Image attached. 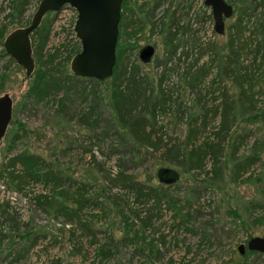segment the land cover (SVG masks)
I'll list each match as a JSON object with an SVG mask.
<instances>
[{"label": "rangeland", "instance_id": "1", "mask_svg": "<svg viewBox=\"0 0 264 264\" xmlns=\"http://www.w3.org/2000/svg\"><path fill=\"white\" fill-rule=\"evenodd\" d=\"M39 1L0 0V31L4 32L0 39V96L8 94L13 101L11 122L0 139V264H264L257 252L244 248L239 253L236 248L264 231L263 123L238 117L229 128L230 137L218 140L214 132L220 126V114L215 107L221 100L220 87L228 88V80L216 69H209L204 53L195 67L205 64L206 74L183 77L185 67L194 65L199 46L218 38L209 8L202 0H127L135 14L142 11L145 22L122 27L120 32L118 43L123 48L118 73L125 75L97 83L79 76L66 80L62 74L66 70L73 75L70 61L81 47L74 31L77 11L67 4L57 12H47L37 32L30 35L34 61H49V69L65 82L58 89L49 87L47 96L35 101L26 96L32 76L27 77L6 54L3 41L8 32L30 23ZM172 10L178 22L171 44L174 48L162 32V23H167ZM230 17L224 31L233 20ZM251 26L245 24V36ZM147 44L153 45L155 53L145 63L138 51ZM36 66L35 62L34 70ZM255 75L254 80L262 81V73ZM126 76H137L150 94L146 116L151 118L149 111L156 108L155 126L158 136L163 133V141L187 148L190 144L219 143V159L214 162L218 156L205 154L202 169L188 170L183 149L176 162L179 166L162 160L160 152L151 149L145 158L132 159L136 139L122 128L114 106V91L123 90ZM211 79L215 84L209 87ZM188 80L197 83L192 90L184 82ZM203 80L207 82L205 92V85H200ZM210 89L214 92L207 93ZM259 89H264L262 83ZM160 91L165 102L170 99L157 109L151 103L161 97ZM194 91L204 95L201 101H196ZM236 92L235 87L228 89V94ZM252 101L255 109L262 107L264 93ZM162 107H167L166 113L160 112ZM179 109L185 110L181 119H177ZM253 151L258 153L254 163L240 171L232 168L233 158ZM25 152L62 167L58 187L44 180L48 177L44 168L38 170L45 178L25 173L15 160ZM119 159L125 162L124 173L131 179L162 186L175 199L177 210L161 198L152 224H144L155 204L136 202L121 179L112 185L108 181L118 173ZM159 167L174 169L177 178L160 182L156 177ZM218 169L220 180L215 175ZM82 184L87 185L86 191L77 190ZM77 191L79 199H89L81 208L73 201ZM130 208L140 210V218ZM72 210L77 211L80 222L68 220ZM149 240L155 245L153 252ZM21 246L27 251L17 259Z\"/></svg>", "mask_w": 264, "mask_h": 264}, {"label": "trees", "instance_id": "2", "mask_svg": "<svg viewBox=\"0 0 264 264\" xmlns=\"http://www.w3.org/2000/svg\"><path fill=\"white\" fill-rule=\"evenodd\" d=\"M161 1L158 0L159 3ZM225 1L232 7V15L230 17L233 19L232 22H230V25L225 28L226 30L223 32V34L217 35V40L210 41L199 46V50H197L198 53L194 57V65H192V67H185V71L183 73V77H188V75L191 73H193L194 75H200L198 77L204 76L206 74L205 64H202L199 67H195L199 56L204 53L208 58L207 60L209 69H216V72L218 71V75L224 76L228 80V88L227 86L220 87L219 96L221 100L219 105L215 107V110H217L220 114V126L214 132V136L215 138H218V140L225 139L227 136L230 137V126L235 123L238 117L241 116H246L247 119L251 118L260 120L264 126V101L262 107H260L259 109H255L252 101L256 95L264 93V89L258 90L261 83L264 88V76L262 81L254 80V78H256V72H259V74L262 73L264 75V0ZM159 3L156 4L159 5ZM155 7L156 6H153L152 9H154ZM174 13L175 10H172L167 18V23H162V32L165 33L167 44H169L172 48L175 47L171 45L174 41V38L176 37V31L174 30L178 29L177 17H175ZM134 15L135 17L131 18V16ZM144 22L145 19L142 17V11H140V15H137V13L135 14L134 10H130V8L128 7L127 0H123L121 8V18L119 23L118 40L120 38L119 35L122 27L126 29L130 24V26L135 25L136 27H138V25H141ZM248 23H250L252 26L248 34L245 36L244 27L245 24L247 25ZM35 32H37V30H34L33 34ZM3 34L4 32L1 30L0 39L3 37ZM255 35H259V37H254ZM118 40L116 46V63L112 75L113 79L117 76L120 77V75L124 76L126 73H118V62H120L119 52L120 49L123 48L118 43ZM125 44H127V42ZM184 56L186 57V54H184ZM34 57L36 58V56ZM179 60L180 59L178 58V61ZM35 62L37 63V66L33 71V74L31 75V83L26 96L34 97V100L36 99L35 101H39L42 97L47 96V90H49V87L53 89L61 88L65 80L60 76H56V73L54 72L55 70L52 71L49 69V61L42 62L37 58V61ZM62 74L65 75L64 78L66 80L70 79L69 76H72L73 78L77 77L74 74L72 75L68 73L66 70L63 71ZM125 78L127 79V84L126 86H124L123 90H118L116 88V90L114 91V95L117 98L114 106L118 114V122L120 123L122 128L127 130L128 133L132 134V136L136 139L135 144L132 146V159L145 158L149 152L148 149H151L153 151L160 152L162 160L169 163L174 162V164H177V159L183 149L185 151L184 159L186 161V170L192 168L202 169L201 161L205 154H211L212 157L218 156L212 160L214 162L215 160H217V158L219 159V153L222 150V148L220 149V145H218L219 143L214 144L212 142H205L204 144L199 146L190 144L191 146H188L187 148L179 147L177 145L179 143L177 142L170 143L169 141H163V133L158 136L157 132L159 129H157L155 126L157 124L156 117L158 114L155 111L156 108L154 107L149 111L152 115L151 118L146 116V110L150 105V94L146 91L145 88H143V85L141 84L137 76H126ZM91 79L93 81H96V83L99 82L96 79ZM122 79L123 78L121 77V81ZM194 80L184 81L188 84L191 90L197 84L194 82ZM161 81L162 77L160 78V82ZM214 84L215 81L213 79H211L208 83L209 87L210 85ZM200 85H205V92L207 82L203 80ZM233 87L237 89V92L228 94V89ZM200 91L203 92V90ZM160 92L162 93V91ZM212 92H214L213 89L207 91V93ZM194 93V97L196 96V101H201L204 95L202 93H199V91H194ZM162 96L164 97L165 95L162 93L161 97L158 96L154 98L151 103L152 106H157L158 109L160 108V106H162V104L165 105V103H167V101L170 99V97H168V100L166 98L165 102V100L162 99ZM176 103L173 102V104ZM173 104H171V106ZM166 108L162 107V109H160V112L166 113V110H168ZM203 110L206 109L203 108ZM184 112L185 110L179 109V116L177 117V119H181V117L184 115ZM204 112L207 111H203V113ZM195 119H197V116L195 117ZM257 158L258 153L256 154L254 151L251 154L241 155L238 158H233L234 164H232V168L234 167L235 171L243 170L246 166L254 163L255 159ZM15 160H18V162L21 163L25 173L29 176L36 175V177H43L41 176L38 169H46L48 177H43L45 178L44 180H48L50 182L53 181L54 187H58V184L60 183L59 181L62 178V174L64 172L59 164L52 161H45L39 155L31 154L28 152H25ZM124 163L125 162L122 161V159L118 160V173H116V175L113 177L109 176L108 181L112 185L115 184L116 180L121 179V183L126 187L127 191H130L134 194V200L136 202L147 204L150 201L151 203L153 202L155 204V206L152 208V211H149L147 215L148 219L144 221V224H152L151 219L154 217L153 213H155L156 215L159 213L158 206L161 202V198H165V203L167 206L177 210V207L174 204L175 199L171 197L169 193L164 192L165 189L162 188V186L155 187L153 185H145L137 180L131 179L133 177L128 176L126 175V173H124L127 169ZM41 165L43 167H40ZM177 165L179 166V164ZM221 174L222 172L219 169L217 172H215V175L219 180L221 179ZM114 177H117L118 179H114ZM93 184L96 185L97 183ZM93 184L89 186H94ZM69 185H71V179H69ZM86 186L84 184L79 185V188L77 190L82 189L83 191H86ZM76 193L77 197H75L73 201L76 203V206L78 205V208H81L82 205L89 199H79L80 193H78V191ZM63 210H65V208H63ZM130 210H132L136 217L140 218V210H133L131 208ZM68 212V220L71 221L72 224H74L76 221L80 222L78 219L76 220V210ZM234 216L237 217L238 215L234 214ZM124 219H127L126 216H124ZM257 220L261 221L260 219ZM126 224H128L127 220ZM142 238L145 239V237L143 236ZM159 239L162 243L164 242L163 237ZM147 245L149 246L150 251L153 252L154 248L152 247L155 246L153 240H149ZM26 251L27 248L21 246V251L17 252L16 258L19 259ZM257 254L261 255L264 258V255L258 252Z\"/></svg>", "mask_w": 264, "mask_h": 264}, {"label": "water", "instance_id": "3", "mask_svg": "<svg viewBox=\"0 0 264 264\" xmlns=\"http://www.w3.org/2000/svg\"><path fill=\"white\" fill-rule=\"evenodd\" d=\"M123 0H40L30 23L7 33L3 47L16 63L31 76L35 61L33 58L30 35L40 25L43 16L50 11L57 12L64 5H70L77 11L74 31L80 41V50L70 61L71 72L80 77L99 81L113 75L116 63V46ZM209 8L212 29L217 35L224 32V23L232 15V7L225 0H202ZM155 53L153 45L142 46L138 51L142 62L151 60ZM13 101L8 94L0 96V139L4 136L12 119ZM156 177L160 182L168 183L177 178V173L170 167H159ZM237 251L244 248L264 255V231L259 236H251L245 245H237Z\"/></svg>", "mask_w": 264, "mask_h": 264}]
</instances>
